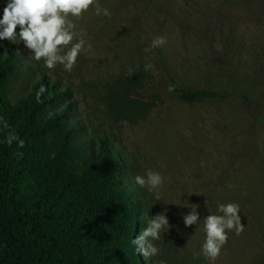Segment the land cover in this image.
Returning a JSON list of instances; mask_svg holds the SVG:
<instances>
[{
    "label": "rangeland",
    "instance_id": "374dc122",
    "mask_svg": "<svg viewBox=\"0 0 264 264\" xmlns=\"http://www.w3.org/2000/svg\"><path fill=\"white\" fill-rule=\"evenodd\" d=\"M99 3L112 16L90 10L76 21L92 49L71 73L62 66L46 69L22 43L4 40L0 47L21 50L23 64L69 87L81 139L106 135L122 154L123 182L141 201L146 226L167 209L175 227L153 241L160 253L147 264H210L200 254L202 222L185 227L182 216L190 204L200 205L203 219L228 202L239 204L245 228L238 236L229 232L215 264H264V0ZM5 4L0 0V17ZM157 35L167 38L166 45L146 51ZM148 63L153 67L145 71ZM181 89L216 96L185 101ZM27 90V82L13 80L11 101ZM124 97L155 105L129 119L120 107ZM147 169L165 177L159 201L134 182Z\"/></svg>",
    "mask_w": 264,
    "mask_h": 264
},
{
    "label": "trees",
    "instance_id": "16d2710c",
    "mask_svg": "<svg viewBox=\"0 0 264 264\" xmlns=\"http://www.w3.org/2000/svg\"><path fill=\"white\" fill-rule=\"evenodd\" d=\"M17 78L28 90L12 102ZM41 86L47 90L37 103ZM71 96L69 87L23 64L12 45L0 47V120L9 126L0 122V264H147L131 242L146 220L124 185L126 161L106 135L81 139ZM179 96L216 94L181 89ZM154 105L124 97L120 107L130 119ZM10 130L23 148L4 143Z\"/></svg>",
    "mask_w": 264,
    "mask_h": 264
},
{
    "label": "clouds",
    "instance_id": "9594fccd",
    "mask_svg": "<svg viewBox=\"0 0 264 264\" xmlns=\"http://www.w3.org/2000/svg\"><path fill=\"white\" fill-rule=\"evenodd\" d=\"M90 10L97 17L112 16L109 8L102 6L99 0H6L3 7V15L0 17V41L7 40L12 44H23L24 50L31 54V59L40 62L48 70H54L62 66L63 71L71 73L77 65L81 54L87 55L92 49L83 35V31L77 30L76 21L84 18L85 13ZM167 38L162 35L155 36L146 49L152 51L163 47ZM21 50H17L20 54ZM145 71L150 70L153 65L145 64ZM129 76L134 70L128 69ZM47 89L41 86L36 92V101L41 103V96ZM174 86L169 85L168 91H173ZM53 116L48 113L47 118ZM5 128H8L6 121L0 120ZM16 142L18 148L24 147V140L20 139L14 130H10L5 136L4 143L11 146ZM22 156L23 153H17ZM134 182L140 188L147 189L153 193L154 199L159 201L162 198L165 177L158 171L147 169L143 176L136 175ZM229 188L234 185L229 184ZM190 211L182 216L185 227L197 225L202 222L204 240L200 247V254L210 262L220 257L222 248L227 244L229 232L240 235L245 228L240 215V206L236 202L219 203L217 213L208 214L201 219L198 211L199 204H190ZM164 212L155 214L148 220L147 226L132 239L136 254L142 255L147 262L159 255L160 249L153 241L161 239V234L175 227L169 224L168 217ZM166 232V233H167ZM159 264H166L160 260Z\"/></svg>",
    "mask_w": 264,
    "mask_h": 264
}]
</instances>
